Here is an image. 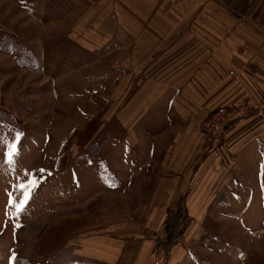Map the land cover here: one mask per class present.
Segmentation results:
<instances>
[{
    "label": "crops",
    "instance_id": "0c3cea01",
    "mask_svg": "<svg viewBox=\"0 0 264 264\" xmlns=\"http://www.w3.org/2000/svg\"><path fill=\"white\" fill-rule=\"evenodd\" d=\"M56 4L78 5L64 12L68 22L64 36L85 59L77 79L70 81L75 70H69L62 74L63 81L53 80V89L64 90L69 98L94 99L95 111L111 102L110 111L122 131L109 144L114 151L119 144L125 147L117 165L160 168L147 204L89 211L80 217L79 236L64 251L69 253L70 245L76 244L72 252L79 264H197L212 253L203 240L211 239L204 224L207 215L226 213L223 199L236 198L231 187L235 168L247 181L242 183L249 192L244 195H255L264 204V0H63ZM7 32L0 29V36ZM1 54L5 57L0 64L6 59V53ZM2 87L0 112L11 115L14 107L7 103ZM242 99L251 100L254 113L239 119L227 147L205 149L209 143L198 133L200 119L217 106L230 107ZM253 141L257 159L252 155L246 166L247 153L241 152ZM156 149L159 153L152 162ZM238 155L239 164L234 159ZM112 158L116 160L115 155ZM113 161L109 158L111 166ZM172 212L186 213L189 221L177 240L163 246L158 236ZM33 220L27 216L26 225ZM9 228L15 231L16 225ZM10 246L0 247L4 264H11Z\"/></svg>",
    "mask_w": 264,
    "mask_h": 264
},
{
    "label": "rangeland",
    "instance_id": "374dc122",
    "mask_svg": "<svg viewBox=\"0 0 264 264\" xmlns=\"http://www.w3.org/2000/svg\"><path fill=\"white\" fill-rule=\"evenodd\" d=\"M20 1L24 4L20 5ZM56 2L63 0H0V29L8 31L6 35L13 36L28 54H23L22 65H19L14 61L16 55L13 52L2 51L6 53V59L0 64V85L7 92V103L11 101L14 107L11 115L0 112V137L3 138V146H0V247L4 248L6 243L13 246L11 264L12 259L20 257L23 264H79L78 256L72 252L76 244L70 245L69 253L64 250L68 248V242L80 234L77 228L80 217L97 207L117 211L147 204L146 196L156 186L160 174V168L155 165L146 169L125 166V171L117 165L125 147L119 144L114 151L109 144L111 140L119 139L116 133L122 131L110 111L111 102H104L95 111L94 99L69 98L64 90L53 89V80L63 81L62 74L69 70H75L70 81L77 79L80 64L85 59V55L67 44L64 36L68 25L64 12L69 7L72 10L77 6L78 9V5L66 8ZM1 55L2 61L5 56ZM89 113L92 115L88 116ZM250 115L243 114L234 119L226 125L224 136L216 140L206 138L202 121L208 115L202 117L198 133L209 143L205 149L227 147L231 130L239 119ZM89 119H95L99 128L88 143L83 144L80 133L68 139L73 130L83 129ZM105 131L109 132V142L97 153L90 154L89 146ZM17 134L18 142L14 139ZM9 142L16 143L19 150L11 164L6 156ZM64 142L66 148H62ZM254 144L255 141L241 152L242 155L247 153L244 155L246 166L250 165L252 155L257 159L253 154ZM153 153L151 157H157L159 149ZM114 155L116 160L113 161ZM136 156H139L138 152ZM140 156L146 157L142 151ZM109 158L114 166L110 165ZM123 158L126 159V154ZM234 159L239 164L240 155ZM40 169L44 171L40 172ZM130 169V174L135 173L133 176L127 173ZM261 169L264 188V166ZM127 177H132L131 182L126 180ZM143 177L150 179L142 180ZM242 177L239 168H235L231 187L236 198L223 199L226 213L207 215L204 224L211 239L203 240L212 253L205 259H198L197 264H264V204L260 205L255 195H244L249 192L242 185L247 184ZM30 178H38L39 186L26 209L14 214L15 202L20 196L19 186ZM10 199L13 200L11 205ZM27 216L34 220L26 225ZM166 219L164 233L158 236L159 244L163 246L177 240L189 221L186 213L176 212L168 213ZM9 225L20 226L11 231ZM68 225L75 229H64ZM50 232H53L52 236L48 234ZM46 245L49 246L46 248ZM36 249L43 250L42 254ZM3 255L4 251L0 250V264L5 263Z\"/></svg>",
    "mask_w": 264,
    "mask_h": 264
},
{
    "label": "built area",
    "instance_id": "2783aa9c",
    "mask_svg": "<svg viewBox=\"0 0 264 264\" xmlns=\"http://www.w3.org/2000/svg\"><path fill=\"white\" fill-rule=\"evenodd\" d=\"M254 105L250 99L236 101L230 107L221 105L212 109L208 116L202 121L204 134L209 140L220 139L224 134L226 125L240 116L250 115Z\"/></svg>",
    "mask_w": 264,
    "mask_h": 264
},
{
    "label": "trees",
    "instance_id": "16d2710c",
    "mask_svg": "<svg viewBox=\"0 0 264 264\" xmlns=\"http://www.w3.org/2000/svg\"><path fill=\"white\" fill-rule=\"evenodd\" d=\"M23 45L20 43H17L15 38L11 35H3L0 36V50L5 52H13L16 55V62L20 65H22V56L28 55L25 51H23ZM99 128V125L96 123L95 119H89L84 128L81 130L75 129L72 131L71 135L68 137V139L76 133H80L83 136V144L88 143V141L91 139L92 135L95 133V131ZM66 140V142L68 141ZM110 140V135L108 131H105L101 133V135L97 138V140L92 143L89 146V153L95 154L100 149H102ZM81 143V142H80ZM67 143H63L62 148H66ZM21 258V257H20ZM14 258L12 259V264H23L22 258ZM71 264V263H70Z\"/></svg>",
    "mask_w": 264,
    "mask_h": 264
},
{
    "label": "snow or ice",
    "instance_id": "6c2138e0",
    "mask_svg": "<svg viewBox=\"0 0 264 264\" xmlns=\"http://www.w3.org/2000/svg\"><path fill=\"white\" fill-rule=\"evenodd\" d=\"M15 141L18 142L19 140V134H17V136L14 138ZM0 146H3V138L0 137ZM8 151L6 153V156L8 157V163L11 164L14 159L15 156H17L19 154V150L18 147L16 146V143L13 142H9L7 145ZM40 172H43V169L39 170ZM39 179L38 178H30L26 183H22L19 186V191H20V196L18 198V200L15 202V208H16V213L14 214H18L20 212H23L27 205L28 202L30 201V199L32 198V195L35 191V189L39 186ZM9 204H13V200L10 199ZM20 225H16V227H19Z\"/></svg>",
    "mask_w": 264,
    "mask_h": 264
}]
</instances>
